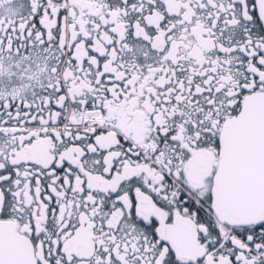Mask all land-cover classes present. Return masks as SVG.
I'll use <instances>...</instances> for the list:
<instances>
[{"label":"snow or ice","instance_id":"6c2138e0","mask_svg":"<svg viewBox=\"0 0 264 264\" xmlns=\"http://www.w3.org/2000/svg\"><path fill=\"white\" fill-rule=\"evenodd\" d=\"M0 264H264V0H0Z\"/></svg>","mask_w":264,"mask_h":264}]
</instances>
